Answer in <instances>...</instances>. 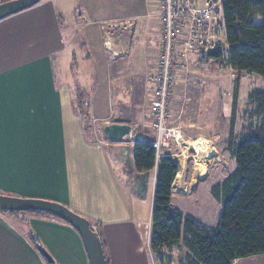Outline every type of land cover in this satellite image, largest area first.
I'll list each match as a JSON object with an SVG mask.
<instances>
[{
    "label": "crops",
    "instance_id": "0c3cea01",
    "mask_svg": "<svg viewBox=\"0 0 264 264\" xmlns=\"http://www.w3.org/2000/svg\"><path fill=\"white\" fill-rule=\"evenodd\" d=\"M161 27L158 0H44L0 21V191L58 203L87 219L108 264H151L156 170L136 171L133 146L155 138L151 77ZM202 57L188 55L173 92L180 136H205L183 101L201 88ZM88 117L104 126L130 125V138L99 140L104 126L90 129ZM147 120L152 134L142 129ZM178 143L157 158L176 160L173 151H181L184 140ZM178 177L174 201L197 190L190 186L194 191L186 194V177L184 184ZM31 238L56 264H90L68 223L48 214L0 212V264H47Z\"/></svg>",
    "mask_w": 264,
    "mask_h": 264
},
{
    "label": "trees",
    "instance_id": "16d2710c",
    "mask_svg": "<svg viewBox=\"0 0 264 264\" xmlns=\"http://www.w3.org/2000/svg\"><path fill=\"white\" fill-rule=\"evenodd\" d=\"M8 1L0 0V4ZM223 7L227 57L219 51L206 57L238 73L264 78V0H223ZM257 19L262 23L256 24ZM237 98L238 87L233 95L234 106ZM249 105L258 123L245 128L247 136L237 137L234 111L226 147L234 158L235 170L210 189L211 198L221 206L216 228L174 206L173 187L181 170L178 161L158 159L148 141L133 146L136 171L156 170L149 237L154 260L165 263L168 251L174 247L187 251L181 264H234L264 256V91L251 93ZM31 240L37 248V239Z\"/></svg>",
    "mask_w": 264,
    "mask_h": 264
},
{
    "label": "rangeland",
    "instance_id": "374dc122",
    "mask_svg": "<svg viewBox=\"0 0 264 264\" xmlns=\"http://www.w3.org/2000/svg\"><path fill=\"white\" fill-rule=\"evenodd\" d=\"M255 23L260 24L262 20L257 19ZM201 61L203 74L199 73L200 77L197 79L201 88H199L200 90L197 93L191 89V98L190 95H185L183 101L187 102L186 107H188L189 111L199 116H196L198 117L196 123L200 131L196 132L204 133L205 136H185L183 134L180 136V139L184 140V143H182L181 151L177 152V154L175 151L176 147H178L177 144L173 141L170 144L175 147V149L173 148V153L177 155L176 161H178L181 168L177 179L178 183L182 182L184 184V178L186 177L185 181L188 182L186 185L189 187L186 194L190 196L194 191H191L190 186L197 187V190L187 199L176 200L174 202L183 213L195 217L204 225L216 228L221 213V206L211 198L210 189L235 170L234 158L226 150V140L229 137L233 113L235 111L234 134L237 137L243 138L248 135L245 128L258 123V119L253 116V106L249 105V96L256 90L264 91V78L254 74L238 73L227 69L224 64L208 60L206 57H202ZM79 65L82 66L80 62ZM75 77L76 75L74 74ZM182 87L186 90L185 85ZM234 87H238V98L235 106L233 104ZM185 92L188 93V90ZM195 94L200 97L197 101L194 98L196 97ZM196 103L198 104L196 105ZM184 114V118L187 119L189 116L185 112ZM151 116L152 107L150 119ZM150 121L148 122L147 120L142 129L144 128L145 131H149L152 134L153 125L151 130ZM86 122L90 126V129L98 130L104 126V122H97L91 120L89 117L86 119ZM170 126L180 133L181 127L179 129L175 118L171 117ZM97 139L105 140L102 133L98 134ZM199 142H202V146L205 149L204 152L200 153L197 151L200 147L198 145ZM201 161L205 162L199 168ZM194 173L201 174L203 178L199 179L197 175V181H193ZM0 193L1 195H5L2 191ZM183 251L184 248L179 247L170 249L167 261L160 263L156 258L154 260L150 254V250L147 249L151 264H181L182 259H184ZM234 264H264V256L238 260Z\"/></svg>",
    "mask_w": 264,
    "mask_h": 264
},
{
    "label": "built area",
    "instance_id": "2783aa9c",
    "mask_svg": "<svg viewBox=\"0 0 264 264\" xmlns=\"http://www.w3.org/2000/svg\"><path fill=\"white\" fill-rule=\"evenodd\" d=\"M161 30L157 66L151 77L154 88L151 121L155 138L151 147L160 154L171 142L179 145L180 133L171 128L173 92L188 55L219 51L227 57L223 0H158ZM101 143H107L102 141Z\"/></svg>",
    "mask_w": 264,
    "mask_h": 264
},
{
    "label": "water",
    "instance_id": "95a60500",
    "mask_svg": "<svg viewBox=\"0 0 264 264\" xmlns=\"http://www.w3.org/2000/svg\"><path fill=\"white\" fill-rule=\"evenodd\" d=\"M44 0H11L0 4V21L28 10ZM132 127L128 124L113 123L103 128L104 137L111 142H121L129 137ZM0 212L42 213L54 216L71 225L80 235L90 264H108L100 236L92 224L67 207L44 200L21 199L0 195ZM37 250L47 264H56L50 254L41 246Z\"/></svg>",
    "mask_w": 264,
    "mask_h": 264
},
{
    "label": "bare ground",
    "instance_id": "6f19581e",
    "mask_svg": "<svg viewBox=\"0 0 264 264\" xmlns=\"http://www.w3.org/2000/svg\"><path fill=\"white\" fill-rule=\"evenodd\" d=\"M200 147H199V149L197 150V151H199L200 153L201 152H204V147L202 146V142H199V144H198ZM195 146V145H194ZM199 157V156H198ZM205 161H201V163H200V165H199V168H200V166L204 163ZM199 168H198V170H199Z\"/></svg>",
    "mask_w": 264,
    "mask_h": 264
}]
</instances>
